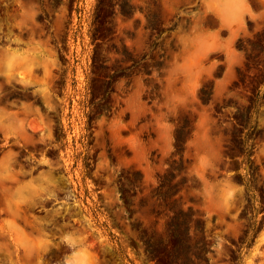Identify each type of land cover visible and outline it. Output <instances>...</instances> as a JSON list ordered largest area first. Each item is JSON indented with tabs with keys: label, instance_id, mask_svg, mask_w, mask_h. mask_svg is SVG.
I'll return each mask as SVG.
<instances>
[{
	"label": "rangeland",
	"instance_id": "rangeland-1",
	"mask_svg": "<svg viewBox=\"0 0 264 264\" xmlns=\"http://www.w3.org/2000/svg\"><path fill=\"white\" fill-rule=\"evenodd\" d=\"M12 3L0 264H264V0ZM58 196L76 228L21 226Z\"/></svg>",
	"mask_w": 264,
	"mask_h": 264
},
{
	"label": "flooded vegetation",
	"instance_id": "flooded-vegetation-1",
	"mask_svg": "<svg viewBox=\"0 0 264 264\" xmlns=\"http://www.w3.org/2000/svg\"><path fill=\"white\" fill-rule=\"evenodd\" d=\"M12 0H9L7 2H3L0 4V18L3 17L5 13H8L6 9H14L12 5ZM5 35L6 32H3ZM1 35L3 40H10L11 41V48H16V44L14 42V37H9V36H4ZM8 45V44H7ZM1 46V45H0ZM18 111V110H13ZM52 110H46L44 107L41 108V113L45 115L48 119L50 120H56V116ZM47 149H51V146H46ZM28 151L29 155H25L24 157L21 158V160L25 161L26 163L29 164L30 168H32V176L33 177H42L45 175V169L41 168V166L45 165L41 161V156H33L32 152L26 149ZM40 153V151H38ZM67 189L63 187H59L56 189L54 192L56 195H63V197H67ZM55 201L52 202L51 204L47 206L39 205L37 206L36 213H28V215L33 216V218H29L27 221L23 220V223L21 226H23L27 232L32 233V235L36 236L37 232H41L44 234L49 235L51 238H62V231L64 227H71L76 228L77 224V216L75 215V211L73 210H68L69 206L65 205L67 201L65 199H62V196L53 197ZM3 207H0V223L4 219L2 211ZM57 211L55 212V223L52 222H47L39 217L43 216L46 214L47 211ZM38 217V218H34ZM44 224L49 225L48 227L44 226ZM56 247V246H55Z\"/></svg>",
	"mask_w": 264,
	"mask_h": 264
}]
</instances>
